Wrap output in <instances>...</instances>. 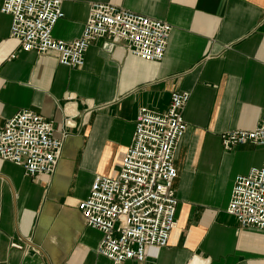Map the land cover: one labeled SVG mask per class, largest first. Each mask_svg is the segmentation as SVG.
Returning <instances> with one entry per match:
<instances>
[{"label": "crops", "instance_id": "crops-1", "mask_svg": "<svg viewBox=\"0 0 264 264\" xmlns=\"http://www.w3.org/2000/svg\"><path fill=\"white\" fill-rule=\"evenodd\" d=\"M91 1L168 22L164 56L145 60L96 38L83 65L67 67L54 52L21 50L0 12V126L28 108L54 136L68 132L52 174L30 177L0 158V264H112L96 252L102 232L84 224L78 203L96 174L115 173L138 109L166 111L175 90L189 93L174 152L176 226L144 262L123 264H264V231L226 211L234 176L262 164L264 145L227 150L220 137L253 129L264 106V0H66L53 37H78Z\"/></svg>", "mask_w": 264, "mask_h": 264}, {"label": "built area", "instance_id": "built-area-1", "mask_svg": "<svg viewBox=\"0 0 264 264\" xmlns=\"http://www.w3.org/2000/svg\"><path fill=\"white\" fill-rule=\"evenodd\" d=\"M65 1L2 0L0 12L11 16L10 36L19 41L21 50L54 52L67 67L80 68L96 38L122 42L131 54L145 60L163 58L171 25L112 2L91 1L81 34L73 40L53 37ZM188 99L187 91L175 90L164 112L141 106L115 173L96 174L87 196L78 203L84 224L102 232L96 252L112 264L129 259L144 262L167 245L176 226L174 152L187 128L183 109ZM53 130L44 116L28 108L17 110L0 126V158L22 166L30 177L52 174L68 134L64 130L56 137ZM220 137L227 150L247 142L264 145V106L253 129L228 130ZM226 211L241 228L264 231V161L234 176ZM12 246L23 248L15 242Z\"/></svg>", "mask_w": 264, "mask_h": 264}]
</instances>
